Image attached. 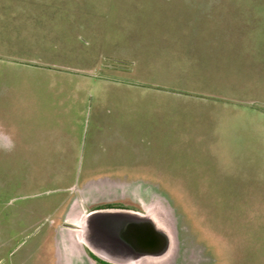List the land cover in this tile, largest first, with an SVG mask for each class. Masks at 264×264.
Wrapping results in <instances>:
<instances>
[{"label": "crops", "instance_id": "obj_1", "mask_svg": "<svg viewBox=\"0 0 264 264\" xmlns=\"http://www.w3.org/2000/svg\"><path fill=\"white\" fill-rule=\"evenodd\" d=\"M84 1L0 0V264H96L87 249L158 264L127 251L121 227L122 213L159 215L158 201L91 208L134 203L118 191L122 177L178 174L175 144L231 163L232 191H264V3L165 0L177 1L175 15L147 9L143 23L136 10V27L123 9ZM40 181L60 195L33 201ZM84 186L87 204L73 193Z\"/></svg>", "mask_w": 264, "mask_h": 264}, {"label": "rangeland", "instance_id": "obj_2", "mask_svg": "<svg viewBox=\"0 0 264 264\" xmlns=\"http://www.w3.org/2000/svg\"><path fill=\"white\" fill-rule=\"evenodd\" d=\"M255 1L264 3V0ZM80 3V6L117 12L123 9L128 20H131L129 24L138 27L147 23V9L155 10L158 17L175 15L173 11L177 1L86 0ZM136 10L142 14L139 16L144 20L143 23L135 19ZM117 17L112 16L113 19ZM158 28L163 32V27ZM174 150L175 172L178 174L168 177L169 181L167 177H158L154 184L136 181L127 185L122 177V183L118 184L122 198L133 199L135 205H139L138 202L150 204L151 199L158 201L160 217L173 238L170 257L158 264H264V191H232L229 177L233 168L230 161L228 167L224 168V165L220 166L221 162L213 159L189 158L188 154H184L181 144H175ZM5 162L0 160V170L5 167ZM43 172L44 169L37 167L33 171L37 175L34 179L41 180L39 175ZM5 180L3 176L0 190ZM32 186L34 191V188H39V192L29 193L34 194L31 197L33 201L60 195L56 191L57 185L52 182L40 186L32 183ZM87 190V186L75 190V199L83 204L90 203L92 197ZM1 194L0 191V205L5 206L6 198ZM49 212V209H44L43 213ZM2 218L0 251H3L6 242L2 235L6 232ZM35 263H41L40 257Z\"/></svg>", "mask_w": 264, "mask_h": 264}, {"label": "water", "instance_id": "obj_3", "mask_svg": "<svg viewBox=\"0 0 264 264\" xmlns=\"http://www.w3.org/2000/svg\"><path fill=\"white\" fill-rule=\"evenodd\" d=\"M121 226V223H119ZM111 228L115 223H111ZM122 245L134 251L139 261L160 263L173 250V238L160 214L130 215L122 213ZM114 230V229H113Z\"/></svg>", "mask_w": 264, "mask_h": 264}, {"label": "flooded vegetation", "instance_id": "obj_4", "mask_svg": "<svg viewBox=\"0 0 264 264\" xmlns=\"http://www.w3.org/2000/svg\"><path fill=\"white\" fill-rule=\"evenodd\" d=\"M102 210H131V211H140L141 208L137 205H135L132 202H120V201H114V202H103L100 204L95 205L94 207L91 208V211H102ZM88 255L91 253L94 256H96L92 251L87 249ZM90 257V255H89ZM97 257V256H96ZM91 258V257H90ZM100 259L99 257H97ZM92 259V258H91ZM101 261L107 263V264H113L110 262H107L103 259H100ZM96 264H100L96 262L94 259H92Z\"/></svg>", "mask_w": 264, "mask_h": 264}, {"label": "trees", "instance_id": "obj_5", "mask_svg": "<svg viewBox=\"0 0 264 264\" xmlns=\"http://www.w3.org/2000/svg\"><path fill=\"white\" fill-rule=\"evenodd\" d=\"M116 65H120V64H122V63H115ZM90 255V257L92 258V259H94L96 262H98V263H100V264H107V263H105V262H103V261H101L100 259H98L96 256H94L93 254H89Z\"/></svg>", "mask_w": 264, "mask_h": 264}]
</instances>
